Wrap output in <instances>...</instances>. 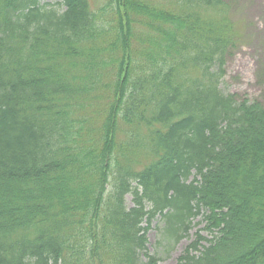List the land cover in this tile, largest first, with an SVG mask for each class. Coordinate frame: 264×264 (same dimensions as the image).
Returning a JSON list of instances; mask_svg holds the SVG:
<instances>
[{"label": "trees", "instance_id": "1", "mask_svg": "<svg viewBox=\"0 0 264 264\" xmlns=\"http://www.w3.org/2000/svg\"><path fill=\"white\" fill-rule=\"evenodd\" d=\"M93 3L0 0V264H158L151 223L169 253L200 215L175 264H264V104L220 87L231 6Z\"/></svg>", "mask_w": 264, "mask_h": 264}, {"label": "rangeland", "instance_id": "2", "mask_svg": "<svg viewBox=\"0 0 264 264\" xmlns=\"http://www.w3.org/2000/svg\"><path fill=\"white\" fill-rule=\"evenodd\" d=\"M49 1L54 2L55 0ZM91 1L94 2L93 8H96L101 5L103 0ZM224 1L231 6V18L241 26L242 33L239 41H235L229 46L226 52L225 73L220 87L226 92L236 94L238 98L245 97L264 104V0ZM95 124L98 122L95 121ZM125 202L128 207L132 206L130 194H126ZM204 225L202 216L196 217L192 221V228L188 237L182 238L173 250L166 253L164 250L165 242L160 233L163 223H158L157 218L151 223L147 232L148 252L159 257L158 264H175L178 255L186 244L194 238L198 229L202 235L209 236L202 229Z\"/></svg>", "mask_w": 264, "mask_h": 264}]
</instances>
